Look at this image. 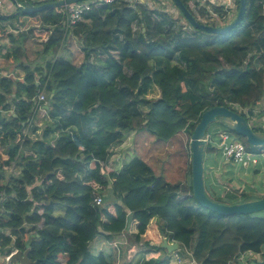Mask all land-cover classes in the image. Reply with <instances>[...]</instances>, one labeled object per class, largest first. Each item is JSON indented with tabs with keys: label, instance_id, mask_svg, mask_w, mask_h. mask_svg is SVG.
<instances>
[{
	"label": "trees",
	"instance_id": "obj_1",
	"mask_svg": "<svg viewBox=\"0 0 264 264\" xmlns=\"http://www.w3.org/2000/svg\"><path fill=\"white\" fill-rule=\"evenodd\" d=\"M18 1L38 6L55 0ZM128 1L97 3L74 26H68L73 5L0 10V39L9 42L0 52L5 49L6 60L24 72L22 80L0 73V247L10 256L30 246L34 264H115L113 251L95 253L91 244L118 239L130 220L137 222L140 243L158 219L162 236L196 264H228L241 252H260L264 211L226 217L200 206L193 196L192 161L187 180L179 183L156 176L139 157L116 172L105 164L115 145L133 132L165 144L183 133L192 137L212 107L236 105L243 111L231 110L249 120L264 99V0H247L241 24L224 35L194 29L180 11L188 25L163 9ZM181 1L199 22L230 12L203 0ZM235 2L239 12L240 1ZM37 28L47 38L39 43L42 61L32 67L22 56ZM71 34L84 52L79 65L60 54ZM154 86L161 90L157 100L147 98ZM43 93L45 100L38 101ZM34 121L40 124L35 138L28 133ZM212 125L206 136L215 138ZM220 125L252 150L232 125ZM216 152V143L208 142L205 187L212 200L234 205L264 199L262 182L239 186L234 163H222L231 188L219 184L211 167ZM14 165L20 173L7 177L6 168ZM97 197L102 206L95 204ZM164 257L143 264H169Z\"/></svg>",
	"mask_w": 264,
	"mask_h": 264
},
{
	"label": "rangeland",
	"instance_id": "obj_2",
	"mask_svg": "<svg viewBox=\"0 0 264 264\" xmlns=\"http://www.w3.org/2000/svg\"><path fill=\"white\" fill-rule=\"evenodd\" d=\"M4 1H9V0H4ZM32 1L33 2H42L43 0H32ZM136 1H139V0H129L128 2L134 3ZM82 2H86V1H82ZM233 3H234L233 8L229 9L231 11L228 13V15L224 19H219L217 17L216 18L214 17L213 19H211V17L209 16V17H205L203 19H200V22H204V23H208V24H214L215 26H218V27H222V26L230 24L234 19H236L237 14H238L235 0L233 1ZM144 4L147 5L151 9H163V10L169 12L173 17L181 20L180 22L182 24L188 25L187 22L185 21V18L183 19L181 17L178 8L174 5V3L171 0H145ZM189 5L194 10L193 3L190 2ZM221 6H223V5H221ZM225 9H226V6H225ZM1 11L3 12V9ZM186 27H188V26H186ZM188 30H190L189 27H188ZM207 37H210V36H207L205 34L204 38H207ZM46 38H47L46 33L44 31H41L40 28H37L34 31V36L28 42L26 49H25L26 58L22 56L23 61L25 63H30V65L32 67H34L35 65H37L39 62L42 61V50H43V48L41 47V45L39 43H41L40 41L46 40ZM2 44L9 45V42H8V40L0 39V45H2ZM81 46L82 45L79 41H77L75 39H67V43H65L62 46V48L60 49V54L65 55L67 58H69L71 60H74V58L76 56H81L80 59L82 60L83 56L81 54V52H82ZM4 53H5V51L4 52L2 51L0 53V69H4L7 73H3V74L6 75V74H10L8 72V70L14 72V68H16L17 66H16V64H11L9 61H7L5 56H4ZM17 71L19 73L20 78H23V73H22L23 71L20 69H18ZM43 94L46 95V93H43ZM231 109L237 110V108H235L233 106L231 107ZM248 121H249V125L252 129H254L255 131L264 132V113L263 112L255 114L254 117L252 119H249ZM220 122L228 123L229 125H231V123L228 120L220 119L219 122L214 123L212 125V127L213 128L219 127V129H220L221 128ZM212 127L210 128L211 133H213ZM28 133H30L31 136L33 138H35V136L32 135L34 133V129H32L30 127V130ZM141 135L142 134H140V135L137 134V136L140 137V139H141V137H143L144 143L141 144V149L139 150V148L136 145V140L139 141V138L137 136H135L134 145L137 147V148H135V151L137 153H140L142 156L144 155V156L148 157L149 162L153 165V167L156 170V173H155L156 176L163 175L165 177V179L170 183H176V182L180 181L179 175L177 173H173L174 170L166 168V166H168V165H169L168 167H170V166L174 167V166L178 165L179 163H182V165H183L184 178H185V175L188 176V174H187L188 163L191 161L192 157H190V155H191V149H190L191 137L187 133L181 134L179 136V139H180L179 141L178 140L173 141V142H170L169 144L159 142L153 136L157 140V143H160L159 145L156 142L152 143V140H150V138H148L149 137L148 135H146V134H143L142 136ZM149 135H151V134H149ZM251 149H252L251 151H253L254 153H257L259 155H262V153H263V151H261L257 147H252ZM164 151H165V153H164ZM115 153H116V150L114 149L113 154H115ZM129 157L130 156H128V158ZM166 160L174 162V163L170 164ZM149 162H148V164H149ZM205 165H206V161H205ZM175 168H177V167H175ZM6 170H7V172H6L7 177H10L11 175L17 176L20 173V169L17 165H14L13 167H10V168L7 167ZM248 170H245L244 172H240L241 170L239 169V167H237V171H236L238 173L237 175L238 176L240 175L239 176V182H241L239 184L240 187L246 186L247 184H251V186L253 187V184L260 183V182H262L264 184V170L259 171L257 174L255 173L256 168H250ZM223 173H224L223 170L222 171H216V173H214L215 180L219 184H223L225 187L231 188L229 178H225ZM9 181H10V179H9ZM4 182H6V181H4ZM239 182H237V184ZM237 184L235 185V187L239 188V186H237ZM228 191H230V189H228ZM152 238H153V236H151L150 238H146V240L143 241L144 247H143L142 251L138 254V255L143 256L142 259H146L147 261H149L151 259L159 260V259H162L166 255L165 249L160 248V246L159 247L151 246L152 242H156L158 240V237H154L155 241ZM124 242L128 245L129 249L132 248L131 246L134 247L135 244H139L136 241H134V239H131L129 237H125ZM113 243L116 246L113 245ZM113 243H112V246L114 248L112 251L117 256L115 259V264H127L129 261H131L133 259L132 257L134 255V253L137 252L136 250L130 251L127 248L126 249L122 248L119 245V243L116 241ZM7 250H8V248L3 249L0 247V264H9V262L7 260L8 256L6 255ZM180 258H181V260L175 261V259H176L175 253H173L172 259L169 260V264L170 263H173V264H196L193 261L191 255L188 254L187 252H185L184 255H180ZM139 260H141V259L139 258L137 261H139ZM172 260H173V262H172ZM60 261H62V263L66 262L64 258H60ZM130 264H133V262H130Z\"/></svg>",
	"mask_w": 264,
	"mask_h": 264
},
{
	"label": "water",
	"instance_id": "obj_3",
	"mask_svg": "<svg viewBox=\"0 0 264 264\" xmlns=\"http://www.w3.org/2000/svg\"><path fill=\"white\" fill-rule=\"evenodd\" d=\"M9 1L16 4L18 7H22L23 12H41L50 8L66 7L87 0H55L38 6H23L20 5L18 0ZM171 1L194 29H198L210 35H224L238 27L241 24L247 9V0H239L240 9L236 19L227 26L214 27L200 23L181 0ZM45 108L48 109L49 107L46 106ZM219 119L228 120L234 131L245 137L250 146L257 148L264 147V133L255 132L250 127L248 120L239 113L227 107H212L206 110L196 126L190 140L193 196L200 206L209 211L215 212L220 216L231 217L235 215H251L263 212V198L234 205H226L212 200L206 192L205 151L208 145L206 134L209 127L212 124L217 123ZM159 246L166 250V255L164 257L165 261L169 260L170 255L179 248L178 243L170 244L167 239L163 240L162 245H157V247ZM30 250V246H28L26 251L16 250L12 252L8 259L9 264H34L29 258Z\"/></svg>",
	"mask_w": 264,
	"mask_h": 264
},
{
	"label": "crops",
	"instance_id": "obj_4",
	"mask_svg": "<svg viewBox=\"0 0 264 264\" xmlns=\"http://www.w3.org/2000/svg\"><path fill=\"white\" fill-rule=\"evenodd\" d=\"M139 1L141 3H144L145 2V0H139ZM205 1L206 2H209V3L213 4V5H215V4L216 5L217 4H219V5H225L226 7L230 8V9H232L233 8V5H234V3H233L234 0H205ZM136 2H138V1H136ZM136 2H134V3H136ZM17 8H18V6L16 4L12 3L11 1H4V5H3V7L0 10L3 9V13H5V14H13L17 10ZM9 31L10 32H13V30H10V29H9ZM14 33L16 34L17 32H14ZM67 39H75V40L79 41L78 38H76L72 34ZM2 40H6V39H2ZM40 42H42V41H40ZM65 43H67V41ZM0 46H6V44H2ZM2 51L4 52L5 49H2ZM81 54L83 56V59L82 60L80 59L81 56H76L74 58V60H72L77 65L81 64L83 62V60H84V52H81ZM17 70L18 69L14 68V72L15 73L13 71H9L8 70V72L10 74H6V75L9 76V77L15 78V79L22 80L23 78H20L19 73H18ZM0 73L2 75H5L3 73H7V72L4 69H0ZM22 73H23V77H24V72H22ZM160 96H161V90H160V88L157 87V86H154L151 89V91H150V93H149V95H148L147 98L157 100V99L160 98ZM42 112L43 111L40 112V116H41V113ZM260 112L261 111L259 110V108H255L254 109V114L251 115V116H249V119H252L255 114H258ZM31 128L32 129H34V128L38 129V128H40V124H37L36 121H34L31 124ZM215 128L212 127V132L217 131L219 129V127H215ZM29 130H30V128L28 129V132H29ZM137 134L138 135H140V134H142V135L143 134H146V135L149 136L148 138H150V140H152V143L153 142H156L157 143V140L152 135H149L147 132H141V133L133 132V133L128 134L126 136V138L120 142L121 144L120 143L116 144L115 147L112 149L111 155L109 156V159H108L107 163L105 164L109 169H111L112 171H115V172L116 171H119L126 163H128L129 161H131L135 157L141 158L142 160H144L148 164V162H149L148 157H146L144 155L142 156L140 153H137L135 151V148H137V147L140 150L141 149V144L144 143L143 142V137H141V139H140V137H138ZM33 136L36 137V134L34 133ZM135 136H137L139 138V141L136 140L137 147L134 145V143H135ZM157 144L159 145L160 143H157ZM114 149L116 150V153L115 154H113L114 153ZM164 153H165V151H164ZM262 155H264V151H263ZM128 156H130V157L128 158ZM217 158L219 160V164L218 165H215L214 163L217 160ZM166 161H168V160H166ZM212 161H213V164L211 165V167H212L213 173H216V171H222V168H223V164L222 163H224V160L222 159V154H221V152H220L219 149H218V152H216L215 154H213ZM168 162L170 164L174 163V162H171V161H168ZM149 164L148 165L156 173V170L153 167V165L150 162H149ZM168 166H166L167 169H172V170H174L173 173H177L179 175L180 181H178L176 183L185 182L187 180V178H188L187 175H185V178H184L183 165H182V163H179L178 165H176L174 167H172V166L168 167ZM175 167H177V168H175ZM258 168H260V171L261 170H264V162L261 165H259L256 169H258ZM158 176H160V175H158ZM136 234H137V222L134 221V220H130L129 221V224H128V227L125 230V232L118 239H114L113 242L116 241V242L119 243V245L122 248L129 249L128 245L124 242V238L125 237H129L131 239H134V241H135V235ZM151 236H153L152 239L154 241H155V238L154 237H158V240L156 242H152L151 243V246H154V247L157 246V245H162L163 240L166 239L161 234V230H160L159 224H158V219H154V220L151 221V223L149 225V228H148L146 234L143 236V240L139 244H135L134 247L131 246L132 248H130L129 250L130 251L136 250L137 252L134 253V255L132 257L133 259L131 261H129L127 264H130V262H135V261L137 262V260L139 258L140 259L143 258V256L138 255V254L142 251V249L144 247L143 241L146 240V238H150ZM113 242L109 243V242L103 240L102 238H98V239H96L91 244V249L95 253H98V252L103 251V252H106L107 254H112V250L114 248L112 246V243ZM172 243L173 242H171L170 244H172ZM113 245H115V244L113 243Z\"/></svg>",
	"mask_w": 264,
	"mask_h": 264
},
{
	"label": "built area",
	"instance_id": "obj_5",
	"mask_svg": "<svg viewBox=\"0 0 264 264\" xmlns=\"http://www.w3.org/2000/svg\"><path fill=\"white\" fill-rule=\"evenodd\" d=\"M115 1L116 0H87L86 2H82V3L79 2L74 4L71 8V16L68 26L75 25L77 22L81 21L84 13L90 11L93 8V6L97 5V3L112 4ZM205 2L206 1L203 0V3ZM139 3L141 2L139 1ZM3 5H4V0H0V8H2ZM229 9L230 8L226 7V10ZM44 100H45V95L40 94L38 97V101H44ZM234 107L237 108L238 110L243 111V109L237 107L236 105H234ZM256 108H259V110L264 113V99L262 100L261 103L258 104V106H256ZM245 112L250 114L249 110H245ZM253 114H254V110H253ZM206 139L208 140V142L216 143V147L220 150L222 154V159L224 160L225 163H229V162L234 163L237 167H239L240 170L257 168L259 165H261L264 162V155H259L257 153H254L253 151H250L243 143L236 140L233 137V135L226 130L220 129L216 132L215 138L211 136V134H209L208 136H206ZM2 199H3V195L0 194V205L2 203ZM95 204L97 206H102L103 199L101 197H97L95 199ZM180 252L181 249L179 246L178 250L174 252L176 258L175 261L181 260L179 254ZM172 254L170 255L169 260L172 259ZM8 259L9 256L7 257V260ZM143 260L145 259H141L137 262L135 261L133 262V264H143ZM263 260H264V247L260 252H253V251L241 252L238 254L237 257L229 261L228 264H260L263 262Z\"/></svg>",
	"mask_w": 264,
	"mask_h": 264
},
{
	"label": "clouds",
	"instance_id": "obj_6",
	"mask_svg": "<svg viewBox=\"0 0 264 264\" xmlns=\"http://www.w3.org/2000/svg\"><path fill=\"white\" fill-rule=\"evenodd\" d=\"M14 252V251H13Z\"/></svg>",
	"mask_w": 264,
	"mask_h": 264
}]
</instances>
